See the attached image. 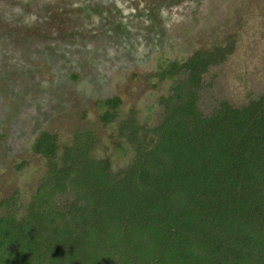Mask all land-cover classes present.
I'll use <instances>...</instances> for the list:
<instances>
[{
  "label": "trees",
  "instance_id": "1",
  "mask_svg": "<svg viewBox=\"0 0 264 264\" xmlns=\"http://www.w3.org/2000/svg\"><path fill=\"white\" fill-rule=\"evenodd\" d=\"M107 1L57 10L50 24L108 11ZM232 49L200 48L157 72L172 80L161 118L150 129L134 112L120 122L133 156L118 171L93 155V130L61 152L56 133L40 132L32 148L46 172L25 212L0 198V264H264V91L209 114L199 107L204 75ZM99 103L104 122L116 118L118 96Z\"/></svg>",
  "mask_w": 264,
  "mask_h": 264
},
{
  "label": "rangeland",
  "instance_id": "2",
  "mask_svg": "<svg viewBox=\"0 0 264 264\" xmlns=\"http://www.w3.org/2000/svg\"><path fill=\"white\" fill-rule=\"evenodd\" d=\"M112 1L108 11L50 24L51 13L91 0H0V198H14L17 216L46 172V158L32 148L42 131L57 134L61 152L75 132L93 130L94 156L114 171L130 162L133 147L119 124L131 112L144 128L159 122L172 80L157 72L168 62L233 42L203 77L204 114L264 91V0ZM112 96L121 103L106 123L99 101Z\"/></svg>",
  "mask_w": 264,
  "mask_h": 264
}]
</instances>
